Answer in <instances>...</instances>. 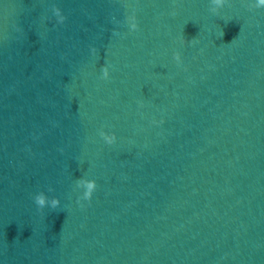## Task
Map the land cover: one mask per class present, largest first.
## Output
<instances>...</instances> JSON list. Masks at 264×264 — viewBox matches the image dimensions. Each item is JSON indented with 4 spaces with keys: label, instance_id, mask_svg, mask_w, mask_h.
I'll list each match as a JSON object with an SVG mask.
<instances>
[{
    "label": "water",
    "instance_id": "water-1",
    "mask_svg": "<svg viewBox=\"0 0 264 264\" xmlns=\"http://www.w3.org/2000/svg\"><path fill=\"white\" fill-rule=\"evenodd\" d=\"M0 264H264V5L0 0Z\"/></svg>",
    "mask_w": 264,
    "mask_h": 264
},
{
    "label": "clouds",
    "instance_id": "clouds-1",
    "mask_svg": "<svg viewBox=\"0 0 264 264\" xmlns=\"http://www.w3.org/2000/svg\"><path fill=\"white\" fill-rule=\"evenodd\" d=\"M216 2L219 3L220 0H216ZM258 3H259L260 5H264V0H258ZM35 203H37V204H39V205L42 206V205L44 204V200H43L42 198H39V199H37V200L35 201ZM51 206H52V208L57 207V201H56V200H53Z\"/></svg>",
    "mask_w": 264,
    "mask_h": 264
}]
</instances>
